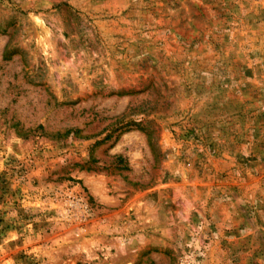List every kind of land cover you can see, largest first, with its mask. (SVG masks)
Wrapping results in <instances>:
<instances>
[{"label":"rangeland","instance_id":"374dc122","mask_svg":"<svg viewBox=\"0 0 264 264\" xmlns=\"http://www.w3.org/2000/svg\"><path fill=\"white\" fill-rule=\"evenodd\" d=\"M0 264H264V0H0Z\"/></svg>","mask_w":264,"mask_h":264}]
</instances>
